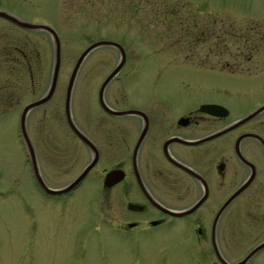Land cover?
Instances as JSON below:
<instances>
[{
    "label": "rangeland",
    "instance_id": "obj_1",
    "mask_svg": "<svg viewBox=\"0 0 264 264\" xmlns=\"http://www.w3.org/2000/svg\"><path fill=\"white\" fill-rule=\"evenodd\" d=\"M0 7L30 23L53 27L62 42L57 88L61 112L49 110L42 120L39 110L40 136L49 140L41 148L51 156L41 159V170L52 188L67 185L91 160L69 132L64 105L72 71L94 42H119L128 54L125 67L106 89L108 104L115 106L114 95L122 93L133 106L152 110L155 121L163 119V99L181 108L201 97L217 99L227 87L264 95V0H0ZM4 31L8 90L23 101L2 132L7 151L0 160V264H212L207 242L197 244L182 235L180 228L186 230L188 222L170 229L117 231L112 208L101 205V165L70 195L47 196L37 190L25 155L16 151L17 136L21 109L33 89L30 71L39 95L50 86L54 40L48 32L8 22ZM16 49L20 52H12ZM120 58L116 48L104 46L85 60L72 98V115L80 128L113 120L101 110L97 92ZM247 70L261 74L243 82L225 75ZM66 144L78 151L69 161L76 165L70 174L64 166ZM249 264H264V255Z\"/></svg>",
    "mask_w": 264,
    "mask_h": 264
},
{
    "label": "flooded vegetation",
    "instance_id": "obj_2",
    "mask_svg": "<svg viewBox=\"0 0 264 264\" xmlns=\"http://www.w3.org/2000/svg\"><path fill=\"white\" fill-rule=\"evenodd\" d=\"M0 11L7 12L1 7ZM7 22L23 29L0 17V160L7 151L2 137L5 121L23 101V97L8 90L11 86L6 77L9 56L3 35ZM12 52L20 51L16 49ZM252 60L253 56L248 57L247 62ZM17 71L13 69V72ZM260 74L247 70L228 71L225 75L243 82L256 79ZM29 76L33 89L29 101L21 109L16 151L25 155L37 190L50 196L38 183L33 159L37 160L44 182L52 188L41 170V159L48 156L47 159H50L51 156L50 152H44V147L41 148L49 140L40 136V123L49 110L61 112L63 101L56 90L50 101L29 112L27 133L30 148L21 130L23 111L43 98L49 88L39 95L34 72L30 71ZM101 86L97 92L98 104L104 114L113 120H99L95 127L87 122L83 129L76 125L97 149L99 159L94 168L98 165L102 167L101 205L102 208H112V223L117 231L129 234L132 231L170 229L179 222H188L186 230L180 228L182 235L194 239L197 244L207 242L212 264H223L220 257L230 264H237L264 244V95L251 89L227 87L219 91L217 99L201 97L181 108L163 99V108L159 111V114L163 111V119L155 121L152 110L133 106L122 98V93L114 95L115 106H111L105 92L108 106L117 112L140 110L148 120L144 115H117L106 111L100 104ZM66 100L67 91L65 116ZM208 105L217 106V112L206 111L204 108ZM41 109L42 120L39 115ZM30 115H33V122L29 126ZM66 122L70 134L80 140L91 160L64 187L89 166L96 153L72 130L67 116ZM64 147L65 173L70 174L76 165L69 161L77 157L78 151L72 145ZM111 172L118 173L117 178L120 179L108 186L106 177ZM191 210L194 211L189 212ZM259 255H264V247L247 264ZM236 256L242 258L233 261L232 257Z\"/></svg>",
    "mask_w": 264,
    "mask_h": 264
},
{
    "label": "water",
    "instance_id": "obj_3",
    "mask_svg": "<svg viewBox=\"0 0 264 264\" xmlns=\"http://www.w3.org/2000/svg\"><path fill=\"white\" fill-rule=\"evenodd\" d=\"M0 17H3L11 22H13L14 24L22 27L25 30L28 31H45L48 32L53 40H54V45H55V61H54V67H53V73H52V80L49 86V89L47 91V93L45 94V96H43V98H41L39 101L28 105L24 111H23V115H22V120H21V130L23 133V136L25 137V139H27V145L31 148L30 142L28 140V133H27V115L29 114V112L36 108V107H40L44 104H46L48 101H50V99L52 98V96L54 95V93L57 90V86H58V81H59V77H60V73H61V66H62V42L61 39L59 37V34L57 33V31L46 24H35V23H30L12 13L9 12H5V11H0ZM104 46H109V47H114L116 48L120 54H121V58L120 61L118 63V65L115 67V69L108 75V77L104 80L101 89H100V104L101 106L108 112L112 113V114H117V115H144L146 116V114L140 110H129L126 112H117L112 110L106 100H105V92L107 87L109 86V84L118 77V75L120 74V72L123 70V68L126 65L127 62V51L125 49V47L119 43V42H115V41H110V40H101V41H97L92 43L79 57L74 70L72 71V74L70 76V80L67 86V100H66V116H67V120L68 123L70 125V127L72 128V130L76 133V135L82 139L89 147H91L96 153L93 157L92 162L89 164V166L68 186L63 187L61 189H53L47 186V184L44 182L42 175L39 171V166L37 163V160L34 158L33 162H34V166H35V174L38 180V183L40 184L41 188L45 191V193H47L50 196H60V195H65L68 194L70 192H72L73 190H75V188L77 186H79L84 180L85 178L88 176V174L90 173V171L96 166L97 162H98V152L96 151L97 149L95 148V145L93 144V142H91L78 128V126L76 125L73 115H72V98H73V92H74V88L79 76V73L81 71V68L85 62V60L87 59V57L96 49L100 48V47H104ZM217 106L214 105H208L205 106V110L211 113H216L217 112ZM254 115H252L251 117H253ZM251 117L247 118L250 119ZM146 120H148L147 116L145 117ZM118 177V173H114L111 172L107 175L106 177V185L111 186L114 183H116L117 181H119L120 178ZM194 210H191L189 212H192ZM176 216H179L181 214L178 213H173ZM264 247V244L261 246H258L257 248H255L244 260H242L241 262L237 263V264H247L255 255L256 253L262 248ZM220 261L223 264H230L227 261H225L222 257H220Z\"/></svg>",
    "mask_w": 264,
    "mask_h": 264
}]
</instances>
